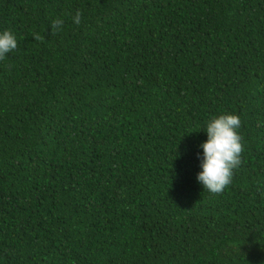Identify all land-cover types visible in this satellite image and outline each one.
Wrapping results in <instances>:
<instances>
[{"label":"trees","instance_id":"trees-1","mask_svg":"<svg viewBox=\"0 0 264 264\" xmlns=\"http://www.w3.org/2000/svg\"><path fill=\"white\" fill-rule=\"evenodd\" d=\"M4 29L0 264H264V0H0ZM225 113L241 165L211 194Z\"/></svg>","mask_w":264,"mask_h":264},{"label":"clouds","instance_id":"clouds-1","mask_svg":"<svg viewBox=\"0 0 264 264\" xmlns=\"http://www.w3.org/2000/svg\"><path fill=\"white\" fill-rule=\"evenodd\" d=\"M81 19V13L77 12L72 17V23L80 25ZM63 25L62 19H55L51 23V29L62 30ZM34 39L42 40L38 34ZM17 48V35L10 29L0 30V61ZM240 127L239 116L225 113L210 119L201 131L206 134L207 139L199 145L201 152L197 158L200 160L201 170L197 173L196 182L203 191L220 194L231 184L235 170L241 165L243 144L239 134Z\"/></svg>","mask_w":264,"mask_h":264}]
</instances>
